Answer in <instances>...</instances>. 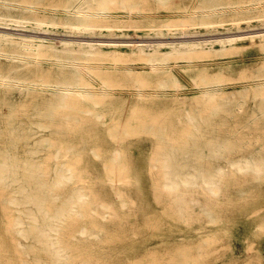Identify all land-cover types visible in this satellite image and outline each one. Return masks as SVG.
<instances>
[{"label":"rangeland","instance_id":"obj_1","mask_svg":"<svg viewBox=\"0 0 264 264\" xmlns=\"http://www.w3.org/2000/svg\"><path fill=\"white\" fill-rule=\"evenodd\" d=\"M69 1L31 0L27 12L40 18H64L69 15ZM206 1L246 9L186 25L195 22L191 19L202 12ZM128 2L135 5L132 12L115 0L106 10L108 20L91 29L62 22L47 25L37 19L0 20V74L27 76L28 80L37 77L39 83L44 71L57 74L60 69L78 66L72 65L75 62L92 82V95L84 96L82 106L102 112L97 126L95 119L86 120L77 131L71 116L68 130L60 135L46 124L34 130L36 140L46 138L61 145L47 148L45 153L59 151L56 161L75 164L80 174L65 187L57 204L67 200L76 188L89 193L88 198L94 197L91 192L98 196L92 211L100 227L87 232L78 229L75 239L85 252L99 256L106 264H264V171L255 173L243 163L251 149L264 148V0L253 5L260 11L258 16L233 21V14L251 15V0ZM9 8L24 13L21 7ZM212 20L216 22L208 23ZM165 68L169 70L163 71ZM26 83L29 87L22 92L0 89V96L9 97L3 107L12 104L22 108L26 104L31 111L30 81ZM42 91L50 95L53 89L37 84V106ZM142 109L167 118L163 138L150 129L151 122L141 125L122 119ZM86 113L93 117L90 111ZM25 119L22 126L33 125L30 115ZM254 119L263 121L258 131L248 130ZM144 127L148 128L144 131ZM191 131L198 135L202 131V138L207 135L223 141L218 154H204L212 158L206 161L203 172L218 174L212 178L216 191H210L211 186L201 178L187 188L179 180L180 200L166 203L165 197L156 194L163 188V179L158 177L161 163L153 160L157 142H182ZM118 150L119 171L109 173L105 165ZM5 201L7 197L0 196V245L5 258L17 263L6 216L16 210L5 211ZM169 203L174 208L180 204L182 209L178 211ZM120 233L124 239L114 241ZM16 238L25 243L20 235Z\"/></svg>","mask_w":264,"mask_h":264},{"label":"bare ground","instance_id":"obj_2","mask_svg":"<svg viewBox=\"0 0 264 264\" xmlns=\"http://www.w3.org/2000/svg\"><path fill=\"white\" fill-rule=\"evenodd\" d=\"M114 1L115 0H70L67 11L69 15L66 17L58 18L45 16L40 18L38 15L30 16L28 14L27 10L30 8L28 5L29 3H32L31 0H0V20L9 22L15 21V19H17V21H20V19H37L47 25H56L59 24V22H62L77 29H91L99 25L100 22L108 20L105 13ZM259 1L261 0H251L249 7L252 11L251 15L243 16L241 14V16L236 17L235 14H233L234 16L231 18L232 21L258 16L260 11L258 12L255 10L253 5L256 2L260 4ZM120 2L131 12L135 8V5L129 3L128 0H120ZM11 5L14 7H21L24 13L18 14L16 12V14L15 12H12L9 8ZM245 9L241 8L239 10H235L234 8L232 9L224 6L223 4H209L206 1L205 4L201 6L202 12L199 15H194L193 19H191H195V22L191 21L186 25L198 23L196 22V19H212L224 14H229L232 11L244 13ZM215 22L216 21L214 20L208 21V23L211 24ZM152 60V65L154 66V61L157 60V58L154 57ZM59 64L61 65V63ZM72 65L78 66L71 67L72 69H60L57 74H49L48 72L45 73V71L42 73V76L39 78V83L42 87H51L53 91L50 95L45 94L42 91L41 104L39 106L36 104V89L37 84H39L37 82V77H33L28 80V78H26L27 76L14 77L8 74H0V85H2V88L0 89H5L6 93L13 92L15 90H21V92L22 90L24 91L29 87V83L27 84L26 81H30L33 101L31 111L28 109L26 104H24L22 108H15L12 104H10L11 107L8 108L3 107L5 100L9 102L8 94L0 96V123H4V125L0 124V196L7 197V202L5 201L6 203H4L5 206L2 205L5 211L13 209L16 210L15 214L10 215V213H8L6 216L9 221L7 228L10 235L13 236L12 241L15 244L17 260L19 261L16 263L14 260L6 259L0 245V264H106L101 261L102 259L99 256H96L93 253L85 252L81 246L82 243L75 239V232L79 231L78 229L82 230V232H87L88 229L95 231V229L100 227V223L95 222V213L92 211V205L97 203L96 201H98V196H96L95 192H91L94 197L88 198L90 196L89 193L84 191L82 188H76L69 194V198L67 200L61 204H57V199L65 191V187L73 179L79 177L80 174L76 173L77 167L75 164L56 161V159L60 157L59 151H55L53 153L44 152L45 149L51 147L60 146L61 148L60 144L55 141L51 142L46 138H42L40 141L36 140L37 136L34 134V130L38 129L35 128V126L44 127L46 124L48 125V128L50 127L54 132L60 135L64 131L68 130L66 124L69 122L71 116H74V120H76L78 126H76L75 130L77 131L81 130L82 124L86 120L95 119L96 126L97 123H100L102 112H98L94 109L87 110L82 106V103H84V96L90 97L92 95L90 94L91 92H89L92 82L86 78V72L83 71L80 64L73 62ZM45 70L48 71L47 69ZM168 70L169 69L165 68L163 71ZM104 84H107V81H104ZM162 84L161 86H163ZM5 104L7 103L5 102ZM260 104L262 105L263 103ZM257 106L258 105H256V107ZM260 108L262 110L263 107L260 106ZM88 111L93 114V117H91L89 113H86ZM262 111H264V109ZM149 113H151L149 109L134 110L125 114L122 119L127 123L135 122L141 125L151 122L152 124L150 129L157 133V135H160V138H163L161 135H163L166 131L163 124H165L164 120L167 118L158 112V114L154 113L153 115H150ZM250 113L251 112H249V114ZM28 115L33 118V125L28 127L22 126L21 123L26 121L25 118ZM147 116H149V118H147ZM222 117L223 116H221V119ZM250 117H252V115ZM261 120L258 119L257 121L254 119L251 122L254 124H252L253 126H248L249 129L247 126L245 127H247L248 130L258 131L262 128L258 125L260 122L264 121ZM141 125L139 127H142ZM199 125L198 127H200ZM226 127L228 128V126ZM128 128H130L129 125ZM146 128L144 127V131ZM202 129L204 132V127H202ZM243 129L245 130V128ZM201 132H199V135L195 132L197 134L196 135L191 131V135L182 142L172 140L165 143L166 141L163 142L161 141L162 139L157 142L158 149L155 151V154L157 152V157L153 158V160L161 163L162 174L158 177L163 179V188H159L156 194L161 197H165L167 199V201L165 200L166 203L171 202L172 200H180L179 197L181 196L178 194V188L181 184L179 180L183 181V185L186 187L194 184L198 178H201L205 183L211 186V188L209 187L210 191H216V186L213 187L212 185V178L218 174L203 172L204 169H206L205 164L210 162L209 159L212 158L209 156V159H207L204 157V154H218L220 147L223 146V141L221 142L220 139H212L211 135V138H209L204 133L203 134L207 139H205V137L202 138L203 135L200 134ZM211 132H213V130L209 133ZM215 136L216 135H214L213 138H215ZM220 136L222 137V135ZM164 139L166 140L167 137ZM223 139L224 138H222V140ZM229 140L227 141L228 145ZM98 141L101 143L100 140ZM206 147H208V149ZM205 148L209 151L208 153ZM119 154L120 151H116L115 155L110 157L105 165V170H108L109 173L110 171H119L118 169L120 167L116 165L119 160L117 159ZM246 154H248V156L243 160V163L247 165L248 169L261 174V172L264 171V148L251 149L249 153ZM52 158L55 161L53 164L51 163ZM157 163L158 162H156V164ZM192 170H194V172H192ZM197 172L203 173L199 174ZM153 177L156 178L157 176L154 175ZM258 181H261V179ZM92 184L91 186L94 187ZM112 187L114 186L112 185ZM107 205L104 204L102 206L108 207ZM169 205L174 208L173 204L169 203ZM179 205L180 204H177V207L175 206L174 209L178 211L181 210L182 207ZM122 233L116 235L114 241L123 240L124 237ZM17 235L24 238L25 243L22 242L21 239L16 238ZM24 244H27V246H23ZM77 260H81L82 263H76Z\"/></svg>","mask_w":264,"mask_h":264}]
</instances>
